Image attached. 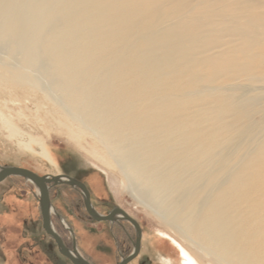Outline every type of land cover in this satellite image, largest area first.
Returning <instances> with one entry per match:
<instances>
[{"label": "rangeland", "instance_id": "rangeland-1", "mask_svg": "<svg viewBox=\"0 0 264 264\" xmlns=\"http://www.w3.org/2000/svg\"><path fill=\"white\" fill-rule=\"evenodd\" d=\"M155 1L149 0V8L153 6L149 26L164 22L170 28L186 27L193 32V42L185 45L194 47L192 53L196 52V59H200L189 64V71L171 78L181 86L176 92L177 106L195 112L231 105L223 116L229 129L221 134V138L228 137L230 164L236 168L243 163L247 166L246 160L252 159L264 179V0ZM154 18L158 22L154 23ZM121 23L127 25V31L141 24L137 20ZM120 34L110 39L114 42ZM23 57V52L16 49L0 51V166L23 167L39 175L69 174L89 185L93 205L100 213L123 208L142 229L140 251L128 264H188L185 253L192 252L193 247L169 222L180 206L169 205L168 217L163 218L158 211H163L162 205L156 207L155 201L147 199L146 191L117 167L92 128L75 118L74 112L84 107L83 101L73 97L67 102L62 98L53 83L59 77L55 70L18 68ZM104 58L87 56L86 65L76 66L65 75H76L91 84L102 78L111 82ZM43 61V66L48 65ZM17 68L26 76L22 81L13 80ZM190 77H195L197 84L188 83ZM110 84L105 85L111 87V103L114 88ZM29 140H33L28 142L31 148L26 146ZM36 143L42 144L48 160L35 150ZM221 149L218 152L222 157L223 146ZM106 158L109 164L103 161ZM251 165L249 168H254ZM166 195L161 196L163 206L172 198ZM50 200L55 213L68 225L65 228L52 213L55 230L71 247V228L78 251L92 264H117L133 251L134 227L127 221L123 226L93 221L76 189L65 184L51 186ZM40 223L33 184L19 176L0 182V264H71L48 236L51 252L48 247L42 251ZM205 259L199 258V264H209Z\"/></svg>", "mask_w": 264, "mask_h": 264}, {"label": "bare ground", "instance_id": "bare-ground-1", "mask_svg": "<svg viewBox=\"0 0 264 264\" xmlns=\"http://www.w3.org/2000/svg\"><path fill=\"white\" fill-rule=\"evenodd\" d=\"M149 11V0H0V51L23 52L18 64L23 71L55 70L59 77L53 83L62 98L84 103L82 110L73 111L75 118L92 128L146 198L162 205L163 211L155 207L162 217H168L169 205L180 206L169 222L193 247L185 253L188 264H199V258L209 264H264V179L252 159L247 166L230 164L228 137L221 134L229 129L223 116L232 107L191 112L177 106L181 86L171 78L200 60L194 47L185 45L193 42V32L164 22L156 27V18L153 28ZM128 20L141 22L143 29L125 30L127 25L119 22ZM118 34L113 42L110 37ZM92 54L105 57L111 82L102 78L91 84L65 75L86 65ZM23 71L14 72L13 80L22 81ZM197 81L190 77L188 83ZM110 83L111 103V87L105 85ZM35 147L49 159L42 144ZM164 193L172 196L166 206L160 201ZM63 225L68 227L65 220Z\"/></svg>", "mask_w": 264, "mask_h": 264}, {"label": "water", "instance_id": "water-1", "mask_svg": "<svg viewBox=\"0 0 264 264\" xmlns=\"http://www.w3.org/2000/svg\"><path fill=\"white\" fill-rule=\"evenodd\" d=\"M10 176L22 177L33 184L36 190V199L38 200L42 229L45 234L53 240L59 254L69 260L71 264L91 263L86 258H84L78 251L75 243V238L73 236V231L71 228H68L72 235V245L71 247H69L64 243L62 237L59 235V233L55 230L53 226L52 213H55V211L50 200L49 188L54 185L65 184L78 189L83 200L84 208L87 214L94 221H108L110 223H113L116 222L118 219H122L129 222L134 227L135 241L133 243V251L128 256L122 257L117 264H128L138 255L141 246V227L139 223L127 212H125L119 207L113 208L107 214H101L97 212L91 203L89 191L83 182L67 174L39 175L34 171L23 167L0 166V182ZM55 214L58 218L61 219V221H63V218H61L59 214Z\"/></svg>", "mask_w": 264, "mask_h": 264}, {"label": "flooded vegetation", "instance_id": "flooded-vegetation-1", "mask_svg": "<svg viewBox=\"0 0 264 264\" xmlns=\"http://www.w3.org/2000/svg\"><path fill=\"white\" fill-rule=\"evenodd\" d=\"M67 175H69V174H67ZM69 176H71V175H69ZM71 177H73V176H71ZM75 178V177H74ZM76 179H78V178H76ZM79 181H81L80 179H78ZM81 182H83V181H81ZM84 184H85V186L87 187V189H88V191H89V195H90V200H91V203H92V205H93V201H92V191H91V189H90V187H89V185L86 183V182H83ZM51 188V187H50ZM50 188H49V196H50ZM73 188V187H72ZM74 189H76V188H74ZM77 191H78V193L80 194V192H79V190L78 189H76ZM80 196H81V194H80ZM81 199H82V197H81ZM82 202H83V200H82ZM83 207H84V205H83ZM93 207L95 208V206L93 205ZM119 208H121V207H119ZM122 210H124L123 208H121ZM84 210H85V208H84ZM95 210H96V208H95ZM112 210V209H111ZM110 210V211H111ZM97 211V210H96ZM110 211H108L107 213H109ZM125 211V210H124ZM85 212H86V210H85ZM97 212H99V211H97ZM126 212V211H125ZM87 213V212H86ZM100 213V212H99ZM107 213H105V214H107ZM101 214H103V213H101ZM129 214V213H128ZM88 215V214H87ZM130 215V214H129ZM89 216V215H88ZM131 216V215H130ZM90 217V216H89ZM132 217V216H131ZM91 218V217H90ZM92 219V218H91ZM93 220V219H92ZM136 220V219H135ZM94 221V220H93ZM124 221L125 220H122V219H118L116 222H113V223H110V222H108V221H104V222H108V224H111V225H120V226H123L124 225ZM137 221V220H136ZM102 222V221H101ZM138 222V221H137ZM110 225V226H111ZM140 225V224H139ZM141 227V226H140ZM141 238H142V229H141ZM64 241V240H63ZM65 243V242H64ZM66 244V243H65ZM141 247V246H140ZM88 260V259H87ZM89 261V260H88ZM90 263H91V261H89ZM92 264V263H91Z\"/></svg>", "mask_w": 264, "mask_h": 264}, {"label": "crops", "instance_id": "crops-1", "mask_svg": "<svg viewBox=\"0 0 264 264\" xmlns=\"http://www.w3.org/2000/svg\"><path fill=\"white\" fill-rule=\"evenodd\" d=\"M40 225H41V223H40ZM41 229H42V226H41ZM42 232H43V235H42V237H40L41 238V242H42V251H47V250H45L46 249V247H48L49 248V251L51 252V247H50V243H48L46 240L48 239L47 238V235L45 234V232L43 231V229H42ZM40 238H39V240H40ZM50 238V237H49ZM51 239V238H50ZM50 239H48V240H50ZM29 241H30V239H29ZM52 242V241H51ZM48 243V244H47ZM53 244H54V246H55V248H56V245H55V243L53 242ZM41 251V252H42ZM63 258H65V257H63Z\"/></svg>", "mask_w": 264, "mask_h": 264}]
</instances>
